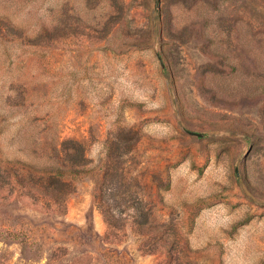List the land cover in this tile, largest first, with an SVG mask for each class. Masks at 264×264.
Instances as JSON below:
<instances>
[{
    "label": "rangeland",
    "instance_id": "obj_1",
    "mask_svg": "<svg viewBox=\"0 0 264 264\" xmlns=\"http://www.w3.org/2000/svg\"><path fill=\"white\" fill-rule=\"evenodd\" d=\"M0 264H264V0H0Z\"/></svg>",
    "mask_w": 264,
    "mask_h": 264
}]
</instances>
